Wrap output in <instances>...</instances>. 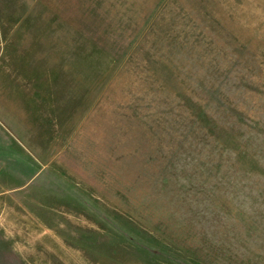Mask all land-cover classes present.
I'll return each mask as SVG.
<instances>
[{"label": "rangeland", "instance_id": "obj_1", "mask_svg": "<svg viewBox=\"0 0 264 264\" xmlns=\"http://www.w3.org/2000/svg\"><path fill=\"white\" fill-rule=\"evenodd\" d=\"M0 264H264V0H0Z\"/></svg>", "mask_w": 264, "mask_h": 264}]
</instances>
